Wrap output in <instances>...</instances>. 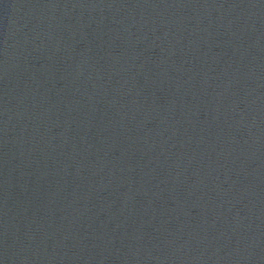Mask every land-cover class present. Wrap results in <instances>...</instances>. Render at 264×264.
Masks as SVG:
<instances>
[{
  "label": "water",
  "instance_id": "1",
  "mask_svg": "<svg viewBox=\"0 0 264 264\" xmlns=\"http://www.w3.org/2000/svg\"><path fill=\"white\" fill-rule=\"evenodd\" d=\"M0 264H264V0H0Z\"/></svg>",
  "mask_w": 264,
  "mask_h": 264
}]
</instances>
